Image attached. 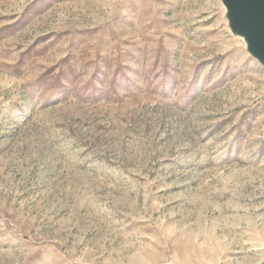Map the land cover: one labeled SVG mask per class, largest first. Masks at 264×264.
Segmentation results:
<instances>
[{
    "label": "rangeland",
    "instance_id": "1",
    "mask_svg": "<svg viewBox=\"0 0 264 264\" xmlns=\"http://www.w3.org/2000/svg\"><path fill=\"white\" fill-rule=\"evenodd\" d=\"M221 0H0V264H264V66Z\"/></svg>",
    "mask_w": 264,
    "mask_h": 264
},
{
    "label": "water",
    "instance_id": "2",
    "mask_svg": "<svg viewBox=\"0 0 264 264\" xmlns=\"http://www.w3.org/2000/svg\"><path fill=\"white\" fill-rule=\"evenodd\" d=\"M231 32L242 38L249 54L264 66V0H221Z\"/></svg>",
    "mask_w": 264,
    "mask_h": 264
}]
</instances>
